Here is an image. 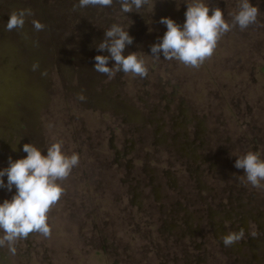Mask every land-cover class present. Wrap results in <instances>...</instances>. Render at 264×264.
<instances>
[{"label": "rangeland", "instance_id": "374dc122", "mask_svg": "<svg viewBox=\"0 0 264 264\" xmlns=\"http://www.w3.org/2000/svg\"><path fill=\"white\" fill-rule=\"evenodd\" d=\"M78 2L0 0V170L27 156L26 143L46 154L62 142L80 157L48 214L51 235L0 247V264H264V186L234 166L248 151L264 158V0H252L257 22L226 33L199 68L151 56L167 31L161 18L182 25L192 0L130 13L118 0ZM205 3L230 21L239 0ZM26 8L24 28L6 31ZM113 23L134 38L124 55L140 52L146 78L94 71L95 56L110 55L96 45ZM15 192L0 188V203ZM241 229L226 247L222 236Z\"/></svg>", "mask_w": 264, "mask_h": 264}, {"label": "clouds", "instance_id": "9594fccd", "mask_svg": "<svg viewBox=\"0 0 264 264\" xmlns=\"http://www.w3.org/2000/svg\"><path fill=\"white\" fill-rule=\"evenodd\" d=\"M123 13L139 12L148 5L149 0H118ZM114 0H79L75 8L86 7H111ZM238 11L229 13L231 20L225 18V12L220 7L212 8L205 0H192L187 3L185 12L186 20L181 25L170 17L161 18L160 23L166 25L167 31L159 42L151 46L154 58L182 63L185 66L199 68L207 59L211 58L218 42L222 37L236 28L241 31L255 24L260 15V8L252 0H239ZM211 12V14H210ZM34 15L31 8L14 10L9 15L6 31L21 30L24 28L27 17ZM34 31L40 32L45 25L39 20L31 21ZM134 38L119 23H113L105 30V38L96 47L98 51H106L110 55L95 56L94 71L111 77L116 72L131 73L135 76L146 78L148 68L140 52L124 55L125 49L131 45ZM109 61H114L109 66ZM33 71L40 70L39 61L32 65ZM47 75V70L41 72ZM78 99L86 100L83 92L78 93ZM43 149L33 143L23 145L27 156L12 160L9 166L0 170V188L9 192L15 188V195L0 203V247L5 245L15 251L14 243L27 239L30 234L40 233L45 237L51 235L49 212L61 199L65 192L63 181L71 174L74 167L78 166L80 157L73 152L69 155L63 150L62 142H54ZM242 169L246 181L253 187L260 188L264 182V158L259 152L248 151L238 157L234 165ZM7 176L5 184L4 177ZM244 236V230L238 233L231 232L222 236L226 247L232 246Z\"/></svg>", "mask_w": 264, "mask_h": 264}]
</instances>
